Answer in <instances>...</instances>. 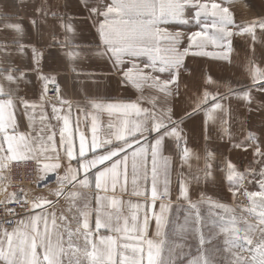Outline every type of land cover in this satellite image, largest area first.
<instances>
[{
	"label": "snow or ice",
	"instance_id": "snow-or-ice-1",
	"mask_svg": "<svg viewBox=\"0 0 264 264\" xmlns=\"http://www.w3.org/2000/svg\"><path fill=\"white\" fill-rule=\"evenodd\" d=\"M233 2L234 0H224L223 3H209L207 0H105L101 6L95 4V0H80L79 7L88 12V18L92 19L99 38L95 50L87 55L101 59L107 57L113 71L122 75L121 82L124 84H131L138 90L143 85H148L164 97L171 96L172 85H176L178 90L184 57L189 54L193 45L197 49H204L208 45L219 49L217 52L198 51L193 54L211 56L231 63L232 39L235 35H241L250 37L252 51L255 53L257 29L264 34V17L238 23L230 10ZM37 12L41 18H46L47 13L43 11V7L38 8ZM208 17H211L210 22H206ZM18 19L0 12V20L5 21L0 23V32L24 37L23 25L10 22ZM54 19L63 31L64 39L59 40L53 36L51 47L63 49L60 55L69 62L79 59L81 53L77 50L84 46L75 43L76 16L55 15ZM190 19L201 30L188 37L189 46L181 51V34L168 33L167 29L160 26L173 22L188 24ZM31 23L39 31V22L33 19ZM162 35L167 36L172 45L164 50L165 54H161L158 44ZM261 44L264 46V41ZM9 49H14V52ZM13 55L26 59L28 63L24 67H17L9 60L7 66H0V183L6 179L4 170L13 161L18 164L34 163L36 167L33 172L38 183L44 181L48 173H57L58 188L54 195L57 200H66L69 205L67 212L72 215L69 217L61 213L57 216L51 210L56 201L46 197L34 196L29 201L26 195L23 198L17 193L6 195L5 199L0 200V264H220L208 251L209 246L219 237L223 238V251L229 254L227 264H264V170L259 174V190L244 193L251 205L244 210L252 217L253 222H249L242 215L238 217L234 209L213 201L203 193L196 201L192 200V183L199 184L201 180L217 182V170L223 174L220 179L227 182L233 195L245 180V174L239 172L231 160L225 159L217 167L214 155L206 153L202 168L196 172L190 170V179L185 177L178 180L177 200L186 203L187 209L194 215L192 226H188L187 217L182 226H172L169 219L171 192L167 162L162 168L158 166V157L163 154L165 141L171 139L174 142L181 166L188 164L191 169L189 160L193 154L187 147L180 126L185 118L190 119L194 114L204 111L207 133L209 121L215 122L214 113L217 110L223 113L220 101L227 96H218L205 90L194 100L191 110H185L179 119H173L171 108L158 116L155 111L141 107L138 102L89 99L91 111H84L86 119L89 115L92 117L91 138L80 132L77 146L75 131L79 130L78 121L75 131L69 133L71 102L60 95L56 76L43 72L44 52L34 44L24 43L22 39L14 38L11 43H0V57ZM141 56L149 57L150 62L144 67L151 69L150 72H144L135 64V72L133 69H123L125 58ZM29 72H35L36 79L41 83V103H33L19 95L22 84H32ZM153 73H168L169 78L161 80L159 75ZM78 75L94 76L95 73ZM249 75L252 83L246 90H230L246 107L254 104L253 92L259 93L264 102V70L250 62ZM205 82L215 83L210 77ZM50 86L58 96V103L52 105V117L62 121L60 147L64 149L67 159L64 175L58 173L62 166L61 157L46 155L49 148L56 151L54 133L46 137L50 143H40L37 146V137L30 139L28 134L17 131V110L22 109L23 114H32L31 118H34L36 109L44 107L42 102ZM152 103L155 109V99ZM105 112L110 118L114 117L116 123L110 120L108 128L112 131L101 140L97 134V115ZM40 118L45 120L49 117L42 113ZM226 124L227 120H224L221 131L231 137L229 129L223 126ZM44 131L43 128L40 130L41 133ZM235 147L244 151L252 147L253 154L261 157L264 162V150L254 136H247L244 143H237ZM129 157L132 194L144 196L143 216L140 214L139 203H130V215H125L121 211L123 202L116 195L118 186L121 192L127 189ZM41 158L45 162L42 163ZM196 159L199 160L200 157L197 156ZM72 161H76L75 168ZM93 187L96 190L95 206L90 207V201L83 190H91ZM109 192L112 195H108ZM202 204L208 205L209 215L212 217L207 235L202 228H196L203 219L198 210ZM72 221H75L74 228L71 227ZM153 223L155 234L151 236L150 228ZM189 235L199 245L198 254L195 258L185 260L183 249ZM165 253L167 261L164 259Z\"/></svg>",
	"mask_w": 264,
	"mask_h": 264
},
{
	"label": "crops",
	"instance_id": "crops-1",
	"mask_svg": "<svg viewBox=\"0 0 264 264\" xmlns=\"http://www.w3.org/2000/svg\"><path fill=\"white\" fill-rule=\"evenodd\" d=\"M104 2L105 0H95V4L101 6ZM262 2V8L256 11L252 8L246 11L247 7H252L247 4L248 6L246 5L244 9L246 11H244V16L235 17V20L238 23H245L249 20L264 17V0ZM79 3L80 0H0V12L18 17V20L10 22L21 23L25 31V35L22 38L17 37L15 33L5 34L0 32V43H11L14 38L22 39L24 43L34 44L44 52V60L42 62L43 72L56 76L57 82L60 85V95L71 102L72 110L69 133L75 131L78 121L79 130L75 131L77 146L80 132H84L88 135L89 139L91 138L92 117L89 115L86 119L84 111L85 109L91 111L89 108V99H99L103 102H138L141 107L155 111L158 116L163 115L167 108H171L173 119H179L185 110H191L197 96L202 95L207 90L218 96H227V98L220 101L224 111L221 113L217 110L214 113L215 122L209 121L207 133L205 132L204 111L194 114L190 119L185 118L181 124L180 127L183 130L182 134L187 142V147L193 154L189 160L191 169H189L188 164L181 166L177 148L171 139H166L163 154L161 157H158V166L161 168L164 166L165 161L167 162L169 188L171 192V211L169 213L171 225L173 226L174 224L173 220L176 213L187 209L186 203L177 200L178 180L188 177L190 170L196 172L199 168H202L203 157L206 153L210 152L214 155V164L217 167L222 164L223 160H231L236 165L237 170L245 174V180L258 176L264 170V162L261 161V157L253 154L252 147H249L247 151L235 147L237 143H244L245 138L252 135L256 138V142L260 144L261 149L264 150V143H260V141H264V106H262L264 102L261 101L259 93L253 92L254 104L246 107L242 100L238 99L235 94L230 93V90L243 92L251 85L252 79L249 75L250 62H254L255 66L264 70V46L261 44V41H264V34L259 29H257L258 39L254 45V54L252 51L253 43L250 37L241 35H235L233 37L231 63L214 59L211 56L193 54L198 51H219V49L210 47V45L204 49H197L193 45L192 50L184 57L183 67L181 68L178 79V90L176 85H172L173 95L164 97L163 94L148 85H143L142 89L138 90L131 84L122 83V75L113 71L112 64L107 60V57L101 59L97 56L87 55V53L95 50V46L99 43V38L93 26L92 19L88 18V12L85 9L79 7ZM253 4L258 5L257 2ZM41 7L47 13L46 18H41L37 12V9ZM65 14L76 16V20L74 21L77 29L75 43L84 46L77 50L81 53V56L73 62L67 61L64 56L60 55L63 49L51 47V44L54 42L53 36L59 40L64 39L63 31L59 28L58 21L54 19V16ZM33 19L39 22V31L33 27L31 23ZM4 22L0 20V23ZM195 31H198V29ZM184 45L185 41L184 37H182L179 44L181 51L185 48ZM188 46L189 39L186 41V48ZM160 48L162 50L161 54H165L164 48L167 49L169 47L161 45ZM9 51L14 52V49H9ZM9 60L17 67H24L28 63L26 59L22 60L18 56L13 55L0 57V66H7V61ZM149 62L148 56L125 58L123 69H133V72H135L133 68L135 64L144 72H150L151 69L144 67ZM78 73H95V75H78ZM28 74L32 79V84H22L19 95L24 96L25 99L33 103H41V83L36 79L35 72H29ZM153 75H159L161 80L169 78L168 73H153ZM209 77L215 82L214 84L205 82L206 78ZM154 99L156 101L155 109H153L152 103ZM42 103L44 107H38L36 109L34 118H31L32 114H23L22 109L17 110V131L18 133L28 134L30 139L37 137V146L40 143H50L46 137L54 133V147L56 151H52L49 148L46 155L50 157L59 155L61 157L62 166L58 170V173L59 175H64L67 159L64 154V149L60 147L62 121H57L52 117V105L57 104L58 99L49 100L45 97ZM65 110H67V106H65ZM42 113L49 118L41 120ZM110 120L116 123L115 118H110L106 112L97 115L98 139L102 140L106 134L112 131L108 128ZM224 120H227V124L223 126L229 129L231 137L221 131V125ZM42 128L45 129L43 133L40 132ZM40 137L44 139L41 140L39 139ZM151 139L152 137L150 136L149 140ZM197 156L200 157L199 160L196 159ZM41 159L42 163L45 162L43 158ZM72 166L73 168L77 166L76 161H72ZM150 168L151 162L149 161ZM56 175L57 173L50 172L44 181L37 182L34 196L46 197L49 200L56 201L51 210L56 212L57 216L64 213L71 217L72 214L67 212L69 205L66 200L64 198L57 200L54 195L58 188ZM216 175L218 177L217 182H212L211 180L204 182L201 180L199 184L192 183L191 195L193 201H196L200 194L203 193L213 201H218L224 205L233 204L245 180L242 181L239 190L233 195V192L229 190L227 182L220 179L223 174L217 170ZM188 178L190 179V177ZM131 181L132 169L131 157H129L127 189L121 192L118 186L116 195L123 202L121 211L125 215H130V209L128 207L130 203H139L141 205L140 214L143 216L144 196H135L132 194L133 185ZM148 187L150 189V175ZM160 187H163L162 180ZM83 191L90 201V207H94V195L96 193L94 187L91 190ZM108 195H112V193L109 192ZM158 204L159 201H157ZM109 211L113 210L109 209ZM71 227H75V221L71 222ZM101 231L103 232L104 230L102 229ZM154 234L155 227L153 223V226L150 228V235L154 236Z\"/></svg>",
	"mask_w": 264,
	"mask_h": 264
},
{
	"label": "rangeland",
	"instance_id": "rangeland-1",
	"mask_svg": "<svg viewBox=\"0 0 264 264\" xmlns=\"http://www.w3.org/2000/svg\"><path fill=\"white\" fill-rule=\"evenodd\" d=\"M207 2H217V3H223L224 0H207ZM257 2L258 5H254L253 3ZM250 5L252 7H247L246 5ZM263 4L262 0H234V2L230 6V10L234 13V16L237 17H242L244 16V13L248 11L249 8H252L253 10H259V8H262L261 5ZM247 5V6H248ZM246 8V11L244 10ZM245 11V12H244ZM211 17H208L206 22H210ZM162 29H167L168 33L175 34L179 32L181 34V38L184 37L185 41V48H186V41L188 37L195 32L196 29L198 31L201 30V27L197 25L194 21L190 19V22L188 24H180V23H169V24H164L160 26ZM159 46L163 45L165 47L172 46L169 38L167 36L162 35L159 38L158 41ZM208 47V46H206ZM211 47V45H210ZM168 49V48H167ZM164 50H166L164 48ZM124 68V67H123ZM127 68V67H126ZM259 180L260 176H255L252 178H248L247 180L244 181V184L240 188L239 193L236 195L235 200L233 201V204L231 205H225L230 209H234L236 211V215L239 216H244L246 219L249 220V222H253L252 217L245 212L244 210L246 208L251 207L250 202L248 201L246 195L244 194L245 191L247 192H252V191H258L259 190ZM202 216V222L201 224L197 225L196 228H202L205 235L208 234V229L211 226V220L212 217L209 215V210H208V205L207 204H202L199 209ZM219 211V210H216ZM252 215H255L254 213ZM185 217L188 218V226H192V221L194 220V215L191 213L190 210L184 209L180 212H177L176 215L174 216V224L173 226H182L185 224ZM195 231V229H193ZM174 238V237H173ZM198 243L196 239L192 236L189 235L186 238V246L183 249V252L185 253L184 259L187 260L189 258H195L198 254ZM216 249H219V251H216ZM224 249V244H223V238L219 237L213 241V244L209 246V253L213 256V258L217 261L220 262V264H227V258L229 257V254L227 252L223 251ZM167 253L164 255L165 261H167ZM175 258V257H173Z\"/></svg>",
	"mask_w": 264,
	"mask_h": 264
},
{
	"label": "built area",
	"instance_id": "built-area-1",
	"mask_svg": "<svg viewBox=\"0 0 264 264\" xmlns=\"http://www.w3.org/2000/svg\"><path fill=\"white\" fill-rule=\"evenodd\" d=\"M49 100H57V94L50 86L49 92L46 96ZM36 165L32 162L28 164L10 162L8 167L4 170L6 179L0 183V200L5 199L6 195L13 193L20 194L23 198L25 195L29 201L34 196L36 191L37 181L33 169ZM18 207V206H17Z\"/></svg>",
	"mask_w": 264,
	"mask_h": 264
}]
</instances>
